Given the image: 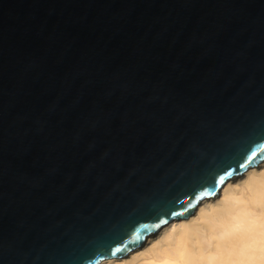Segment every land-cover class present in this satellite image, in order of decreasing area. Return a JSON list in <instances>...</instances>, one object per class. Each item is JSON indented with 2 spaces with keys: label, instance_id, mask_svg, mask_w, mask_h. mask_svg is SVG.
<instances>
[{
  "label": "water",
  "instance_id": "1",
  "mask_svg": "<svg viewBox=\"0 0 264 264\" xmlns=\"http://www.w3.org/2000/svg\"><path fill=\"white\" fill-rule=\"evenodd\" d=\"M264 160V0H0V264H99Z\"/></svg>",
  "mask_w": 264,
  "mask_h": 264
},
{
  "label": "bare ground",
  "instance_id": "2",
  "mask_svg": "<svg viewBox=\"0 0 264 264\" xmlns=\"http://www.w3.org/2000/svg\"><path fill=\"white\" fill-rule=\"evenodd\" d=\"M99 264H264V160L126 257Z\"/></svg>",
  "mask_w": 264,
  "mask_h": 264
}]
</instances>
